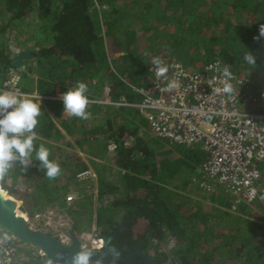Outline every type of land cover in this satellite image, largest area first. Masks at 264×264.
<instances>
[{"label": "trees", "instance_id": "trees-1", "mask_svg": "<svg viewBox=\"0 0 264 264\" xmlns=\"http://www.w3.org/2000/svg\"><path fill=\"white\" fill-rule=\"evenodd\" d=\"M5 13L17 25L35 22L45 38L21 66L23 90L43 96L81 81L89 98L107 87L113 101L137 103L134 88L150 85L154 56L189 71L217 61L249 79L264 63V37L254 39L264 0H0L1 20ZM1 29L4 35L7 27ZM248 51L257 58L254 68L243 59ZM13 60L7 47L0 51L3 71ZM250 92L254 100L242 108L264 113V90L252 85ZM41 108L35 143L49 148L61 174L49 180L34 153L25 171L14 162L0 183L22 212L67 207L76 237L87 234L94 214L98 236L131 216L143 249L160 264H264V203L235 204L223 185H211L198 146L155 137L133 107L89 104L88 120L63 117L60 101L44 100ZM90 169L95 181L75 182ZM259 170L264 184V163ZM0 236L17 248V264L21 251L36 257L8 233Z\"/></svg>", "mask_w": 264, "mask_h": 264}, {"label": "built area", "instance_id": "built-area-1", "mask_svg": "<svg viewBox=\"0 0 264 264\" xmlns=\"http://www.w3.org/2000/svg\"><path fill=\"white\" fill-rule=\"evenodd\" d=\"M19 51L14 50L13 54ZM163 63L169 69L166 78L157 77L154 67L150 85L134 88L140 96L139 102L130 103L125 98L113 101L109 88L105 87L99 97H88L89 104L138 109L155 137L175 144L196 145L203 150L207 154L202 163L204 175L211 185H223L235 197V204L264 203V184L260 182L259 170V165L264 163V113L242 108L254 100L250 92L252 81L238 76L230 66L217 61L204 65L199 71H189L176 61ZM225 67L234 76L230 81L234 89L232 94H225L222 90L221 75ZM22 76L21 67L3 71L0 65V91L35 92L22 89ZM169 79L178 81L180 87L167 91ZM59 97L41 95V103L44 100L62 102ZM113 146L116 144L108 147L109 152L114 151ZM85 180L95 181V172L90 169L75 177L77 183ZM201 185L211 188L205 181ZM74 199L73 193L65 195L68 204ZM46 211L36 212L33 216L23 212L21 215L32 230L44 232L43 228H56L58 231L52 232L53 236L68 244V220L66 225L54 223L50 216L45 215ZM95 232L96 224L91 231L92 239H85L89 237L88 233L78 237L81 245L86 241L87 251L102 246V238ZM39 255L45 261L43 264H47L42 253ZM17 257V248L8 238L0 236V264H17Z\"/></svg>", "mask_w": 264, "mask_h": 264}, {"label": "clouds", "instance_id": "clouds-1", "mask_svg": "<svg viewBox=\"0 0 264 264\" xmlns=\"http://www.w3.org/2000/svg\"><path fill=\"white\" fill-rule=\"evenodd\" d=\"M261 37H264V24L259 26V34L254 39ZM6 40L5 38V47L10 52ZM18 49H20L18 54L27 52L24 50L25 48ZM28 53L31 54V52ZM18 54H11V57L15 59ZM243 59L253 68L256 66L257 58L250 51L245 53ZM28 60L22 61L21 66ZM151 63L155 66L156 76L166 78L169 70L168 66L159 57L155 56L152 57ZM233 79V73L228 67H225L221 75L223 93H233L234 89L230 83ZM178 87L180 85L174 79H169L166 84L167 91L174 90ZM87 92V84L81 81H77L73 87L62 92L59 98L63 103L64 112L83 120L90 119L91 113L87 111L90 103L86 94ZM41 99V95L35 92L29 94L20 92L19 90L0 91V181L4 180L9 170L13 167L14 162H19L22 169L24 171L27 170L33 153L35 154V159L39 161L40 168L45 170L44 174L49 180H54L61 174L60 165L49 159V148L45 147L42 143L38 146L35 143L38 140V134L35 129L39 124L38 118L41 116ZM0 189H2V185H0ZM109 250L114 251L111 248ZM92 256L91 251L78 250L72 255L71 264H93ZM95 264H99V261H96Z\"/></svg>", "mask_w": 264, "mask_h": 264}, {"label": "water", "instance_id": "water-1", "mask_svg": "<svg viewBox=\"0 0 264 264\" xmlns=\"http://www.w3.org/2000/svg\"><path fill=\"white\" fill-rule=\"evenodd\" d=\"M4 49L5 37L0 33V51ZM32 57V54L22 52L15 57L12 65L20 67L22 61ZM19 204L21 202L11 197L6 190L0 189V231L8 233L10 238L42 253L47 264H71L72 255L78 250H85L71 230L69 231L70 242L64 244L49 233L30 229L25 218L18 213ZM107 244L108 239L102 237V246L98 250L91 251L92 254L97 253L96 256H92L93 264L96 261L103 264L101 255L106 252Z\"/></svg>", "mask_w": 264, "mask_h": 264}, {"label": "flooded vegetation", "instance_id": "flooded-vegetation-1", "mask_svg": "<svg viewBox=\"0 0 264 264\" xmlns=\"http://www.w3.org/2000/svg\"><path fill=\"white\" fill-rule=\"evenodd\" d=\"M134 226L135 220L130 216L108 227L107 231L101 235V238L108 239L106 252L101 255L103 264H160L156 256L143 249L135 234ZM110 248L114 251H110ZM96 254L94 253L93 256Z\"/></svg>", "mask_w": 264, "mask_h": 264}, {"label": "rangeland", "instance_id": "rangeland-1", "mask_svg": "<svg viewBox=\"0 0 264 264\" xmlns=\"http://www.w3.org/2000/svg\"><path fill=\"white\" fill-rule=\"evenodd\" d=\"M12 28H13L14 33L10 32L9 36H8V39L6 40L7 46L10 47V49L12 51L11 54H13L14 50H17L18 48H24L25 46H27L28 42L36 43L35 42L36 40H34V37L36 38V35H37L38 32L36 31L37 26H36L35 22H27L26 24H19V25L13 26ZM12 48H14V50ZM251 81L253 83V87H254L256 92L260 91V90H264V63L262 64V66H261V68L259 70V73L256 76H254L251 79ZM20 205L21 204H19L18 213L22 214ZM66 208L67 207H63V208H48V209H46L47 211L45 212V215L46 216H50L51 220L53 219L54 223H58L59 222L60 224L64 225L65 221L67 219L65 218L63 212H65ZM95 223H96V218L94 217L93 220H92V226H91V228L88 231L89 233L87 232L89 234L88 235L89 237H85V239H92V236H90V235H91V231L93 230V225H95ZM54 229L52 228L50 230L48 228H43L42 230L44 232H54V231L57 232L58 231L56 228H54ZM88 251H90V250L88 249ZM35 253H36V257H33V258L31 257L30 258V261H31L30 263L31 264H38V263L41 264V262L44 263L45 262L44 260L41 261V262H40V260L39 261L37 260V258L40 257L39 252L35 251ZM25 258H27V257L25 256Z\"/></svg>", "mask_w": 264, "mask_h": 264}, {"label": "crops", "instance_id": "crops-1", "mask_svg": "<svg viewBox=\"0 0 264 264\" xmlns=\"http://www.w3.org/2000/svg\"><path fill=\"white\" fill-rule=\"evenodd\" d=\"M6 14V18L4 19V20H1L0 19V29L2 28V27H7V31H3V34H4V37L6 38V39H8V36H9V33L10 32H12V33H14V31H13V26H16L17 24L15 23V22H11L10 20H9V18H10V16H9V14L8 13H5ZM2 30V29H1ZM40 35L37 33V35H36V38L34 37V40H36L35 42L36 43H32V42H28L27 43V46H25L24 48V50H26L27 52H30V51H32L33 49H36L37 48V46L39 45V44H41L43 41H44V36L43 35H41L40 37H39ZM37 44V45H36ZM23 89V88H22ZM67 115L68 114H66L65 112H63V117H67ZM26 253H25V251H24V255H25ZM19 256V255H18ZM27 257V256H26ZM41 261H43V259H40V262ZM29 262H30V260H29V258L27 257V258H25V256H23V254H22V251H21V254H20V257H19V264H29ZM41 264H43V262H41Z\"/></svg>", "mask_w": 264, "mask_h": 264}, {"label": "bare ground", "instance_id": "bare-ground-1", "mask_svg": "<svg viewBox=\"0 0 264 264\" xmlns=\"http://www.w3.org/2000/svg\"><path fill=\"white\" fill-rule=\"evenodd\" d=\"M82 246L84 247V249L86 248V246H87L86 241H83V242H82Z\"/></svg>", "mask_w": 264, "mask_h": 264}]
</instances>
